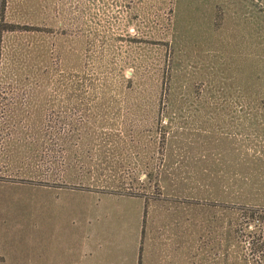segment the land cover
Returning <instances> with one entry per match:
<instances>
[{
    "label": "rangeland",
    "instance_id": "1",
    "mask_svg": "<svg viewBox=\"0 0 264 264\" xmlns=\"http://www.w3.org/2000/svg\"><path fill=\"white\" fill-rule=\"evenodd\" d=\"M7 1L10 22L20 26L37 24L53 28V32L44 35L15 32L6 37L5 56L9 67L17 75L22 64L34 56L51 55L56 62L58 55L65 59L64 65L68 60V72L71 74H82L87 64L104 72V76H114L122 71L127 79L132 68L138 66L140 85L136 90H130L129 86L115 90L121 101L113 104L114 107H105L107 115L98 120L105 123L112 121L119 130H124L126 126L128 131L124 133V142L127 146L132 145L133 139L138 140V129L154 126L161 117L162 123L168 121L165 106L168 99L163 93L176 89V113L180 116V125L187 132L182 136L188 137L189 147L194 149L193 165L198 163L204 151L211 156L209 164L222 174L221 169L226 167V161L221 154L234 151L235 168H239L242 165L239 160L241 155L248 150L263 149L264 118H261L256 129L257 139L253 140L251 133L241 128L243 126L238 127V131L233 128L232 123L239 121L236 112L239 109L234 107L235 104L225 103L224 106L222 99L213 98L207 119L195 115L193 110L199 103L194 99L195 91L203 93L206 87H219L217 82L216 85L206 84L208 78L205 77L204 67L207 64L208 73L211 57L224 53V49L229 47L227 31L233 33L235 25L225 20V14L241 9L240 0H185L187 12L183 8L179 12L178 0ZM197 5H201L202 12L195 11ZM217 6L218 10H215ZM214 11L218 13L217 19ZM46 20L49 24L45 23ZM261 22L263 27L264 18ZM212 23L215 25L212 26ZM183 25L193 27V35H180L176 26L179 28ZM205 27L214 33L209 40H206ZM195 29L202 30L204 35H194ZM262 32L260 55L261 79L264 81V30ZM60 44L64 49L58 52ZM129 61L132 65L128 64ZM107 82L110 84V80L107 79ZM120 86L111 85V88ZM187 90L195 95H189ZM2 91L0 98L6 94ZM8 91V97L22 98L28 88L15 86ZM125 93H128L126 97ZM75 102L74 98L69 107L74 108ZM259 106L263 107L264 101ZM2 108L3 105H0V110ZM82 114L80 109L67 110L64 115L68 120L48 129L54 135L56 131L57 135L65 138V145L73 153L78 151L79 156L84 149L74 146L72 135H76L78 140L82 139L84 128L81 124L74 128L71 123H79ZM176 124L173 122L169 126L174 128ZM32 128V120L2 125L1 128L0 264H137L139 237H136V230L143 208L142 201L119 196H104L102 199L91 197L90 201L84 197L91 195L85 193L87 196L69 188L23 180L24 177L40 174V169L42 175L48 173L47 168L39 166L40 158L30 149ZM229 131L232 132L229 133L230 137L226 135ZM202 134L206 137H202ZM201 137L207 138L206 145H202ZM133 148L128 150L132 151ZM126 152L127 149L123 148L113 152L112 157L108 158L110 162L107 160L103 166L100 165L101 171L94 172L95 177L104 182L115 179V183L123 177L128 186L133 183L132 176L135 174L143 179L146 174L144 168L130 165L128 160L123 159ZM193 165L192 169L195 168ZM100 195L94 194L97 197ZM86 208H90V214ZM151 223H156V218ZM151 223L149 221L147 239L152 242L156 238L159 243L163 237L161 230L154 229ZM158 248L161 251L159 245L147 248L144 264H164L161 262L162 251L159 253ZM82 252L84 256H81ZM169 252L166 254L168 259L172 256L176 259L177 252L172 247Z\"/></svg>",
    "mask_w": 264,
    "mask_h": 264
},
{
    "label": "trees",
    "instance_id": "2",
    "mask_svg": "<svg viewBox=\"0 0 264 264\" xmlns=\"http://www.w3.org/2000/svg\"><path fill=\"white\" fill-rule=\"evenodd\" d=\"M178 2L179 12L182 8L187 12V4L184 7L186 1ZM240 3L242 7L236 13L225 14V20L235 25L233 33L227 31L229 47L224 49V53L211 57L208 73L207 64L204 67L205 77L208 78L206 84L216 85L217 82L219 87H206L203 93L195 91L194 99L199 103L193 110L195 115L207 119L213 98L222 99L224 106L225 103L235 104L234 107L239 109L236 111L239 121L232 123L233 128L238 131V127L243 126L241 128L256 140V129L261 118H264V106H259L264 101L260 55L264 2L240 0ZM7 8L8 1L0 0V90L6 93L0 98V105H3L0 110V133L2 125L32 120L30 149L40 158L39 166L48 169V173L42 175L40 169V174L35 172V176L24 177L23 180L69 188L84 196L91 195L83 196L90 201L91 197L102 199L104 196L142 201L143 208L136 230V237H139L137 264H144L147 248L156 245L161 247L162 253L160 248L158 251L164 264H264V147L260 151L248 150L241 155L239 160L242 165L239 168H235L234 151L221 154L226 161V167L221 169L222 174L209 164L211 156L204 151L198 163L193 165L194 149L189 147L188 137L182 136L187 132L180 125V116L176 113V89L163 93L168 99L165 101L168 121L162 123L161 117L154 126L138 129V140L133 139L132 145L127 146L124 142V133L128 131L126 126L124 130H119L112 121L105 123L98 120L107 115L105 107H114L113 104L121 101L115 90L128 86L130 90H136L140 85L138 66L132 68L127 79L122 71L114 76H104V72L87 64L82 74H71L68 72V60L64 65L65 59L58 55L56 62L51 55L34 56L22 64L17 75L9 67L5 56L6 37L15 32L44 35L53 32V28L14 24L8 18ZM200 8L201 5H197L195 11L202 12ZM214 9L218 10V6ZM213 14L217 19V11ZM195 19L198 20V16L195 15ZM45 23L49 24V21ZM176 27L180 35H193V27ZM205 33L206 40L214 34L206 27ZM201 34L204 35L202 30L195 29L194 35ZM174 46L177 49L175 43ZM62 49L60 44L58 52ZM128 64H131L130 61ZM111 85L121 86L112 89ZM15 86H26L28 91L22 98L8 97V90ZM212 90L220 93L217 95ZM189 91L186 93L195 95ZM127 95L124 94L125 97ZM74 98L77 101L74 108L83 111L82 120L77 124L71 123L74 128L78 124L84 128L82 139L78 140L76 135H72L74 146L84 149L81 156L77 154L78 151H70L65 145V138L57 135L58 132L55 131L54 135L53 131L48 130L68 120L64 112L74 109L69 107ZM173 122L177 124L171 128L169 124ZM229 133L232 132L226 134L228 137ZM202 137V145H206L207 138ZM130 147H134L132 151L128 150ZM122 148L127 149L123 159L128 160L130 165L144 168L145 177L140 179V176L133 175L130 186L123 177L118 183H115V179L104 182L96 178L94 172L101 171L100 165L103 166L107 160L110 162L108 158L112 157L113 152ZM96 193L101 195L94 196ZM89 210L88 214L91 213ZM153 218H156V223H151ZM149 221L154 229L161 230L163 237L159 243L156 238L152 242L147 239ZM171 247L177 252V260L173 256L169 259L166 256ZM82 254L84 256V252Z\"/></svg>",
    "mask_w": 264,
    "mask_h": 264
}]
</instances>
